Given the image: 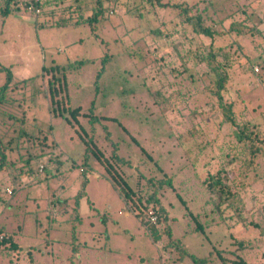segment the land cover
I'll return each instance as SVG.
<instances>
[{"label":"rangeland","instance_id":"1","mask_svg":"<svg viewBox=\"0 0 264 264\" xmlns=\"http://www.w3.org/2000/svg\"><path fill=\"white\" fill-rule=\"evenodd\" d=\"M44 1L40 17L24 11L0 24V67L11 70L17 81L28 80V87L18 88L4 109L19 118L24 114L36 145L45 135L44 143L57 140L60 149L53 148L49 157L59 151L62 160L68 157L60 169L54 160L49 169L60 175L49 180L43 175L46 161L32 164L38 169L33 178L45 179L43 185L29 186L33 180L27 177V187L16 194L5 172L0 174L6 188L0 194V229L16 232L14 240L26 250L33 246L36 264H196L182 260L177 245L208 264L241 259L264 264V0H105L103 15L92 27L76 23L82 3H90L84 18L94 17V0ZM174 4L182 8L174 9ZM0 5L4 7L3 0ZM186 7H193L191 17L201 13L213 37L186 22ZM232 23L247 27L245 34L230 32ZM210 50L228 68L222 94L226 103H234V124L224 120L217 97L208 94L206 66L194 58ZM52 66L67 73L64 105L100 117L93 139L114 163L113 152L130 162L119 164L132 182H139V195L148 194L152 179L171 181L172 186L159 190L171 231L162 243H153L140 222L155 209H145L140 219L132 213L94 159L93 167L84 164L85 147L76 131L52 116L50 79L42 78L43 68ZM5 82L6 70H0V88ZM6 117L0 121L7 119L8 131L18 136V122ZM85 126L91 134L87 120ZM243 130L258 134L254 144L263 149L250 169L251 156L237 138ZM219 174L233 194L221 210L205 182ZM85 175L86 196L75 213L74 197ZM54 189L67 204L62 200L54 206ZM48 203L54 208L52 221L46 219ZM75 244L81 246L79 254L73 251ZM3 249L0 255L10 258L11 252Z\"/></svg>","mask_w":264,"mask_h":264},{"label":"trees","instance_id":"2","mask_svg":"<svg viewBox=\"0 0 264 264\" xmlns=\"http://www.w3.org/2000/svg\"><path fill=\"white\" fill-rule=\"evenodd\" d=\"M77 2H82V0L77 1ZM105 0H94V8H96V11L94 13V17L92 18H84L85 12L89 10V4L90 3H80V7L78 11L80 12V18L78 23L76 25H84L87 24L89 26H94L96 23H99L100 21V16L103 15L104 5ZM4 7L0 8V24L4 22L5 19H7L9 16L16 15V14H22L24 11L30 12V14H33L35 17H40L43 15V11L46 8V1L44 0H39L36 2L35 0H3ZM2 6V5H0ZM33 6L34 9L30 10L29 8ZM166 6V5H162ZM174 9H179L182 8L180 4H174L172 5ZM193 8V7H192ZM191 7H186L183 11L182 14L187 16L186 22L190 25H192L197 33H201L204 36L207 37H213L214 36V31L209 27L206 26L204 21V18L201 16V13L196 14V17H191L190 16V9ZM39 9L40 13H37L36 10ZM64 25H67V21H62L61 22ZM94 28V27H93ZM247 27H245L243 24H235L232 23L230 25L229 31L234 32L237 35H243L245 34V31ZM254 27H250L249 30H253ZM156 34L158 37L161 34V32H157ZM155 35V36H156ZM198 64L205 65L206 66V71L205 74L210 77V85H209V90L208 94H213L217 97L219 106L223 112L224 120L226 122H229L231 124L235 123V118H234V103H226L224 100L223 96V91L226 89V85L229 80V73H228V68L225 63H222L218 59L217 54L213 51L210 50L208 53H196L195 57ZM0 70H6V82L5 84L0 88V117L11 119L12 124L13 122H18V128L16 131L18 132V136L13 135L10 133L8 130L10 126H7L5 122H7V119H2L0 121V172L4 171L7 174L8 180L10 182V185L13 187V190L15 191V194L17 191L23 189L24 187H27L24 183L23 180L24 178H32V182L29 186H38V185H43V181L52 179V178H58L60 174L55 175V172L50 171V167L52 164L55 162H58L57 164L60 166L58 169L63 166L64 161L68 157L66 154V157L62 160L59 154L61 152L59 151L58 154H56L53 157H49V151H51L53 148L55 149H60L59 148V143L57 140L53 137L52 141H45L47 140V135L43 137V141L40 142L38 141V145L34 143L33 138H35L36 134H29V131L26 129L27 128V123L24 118V114L22 117H16L15 115H11L6 113L4 107L9 106L12 104V96L15 93V91L18 88H26L28 87V80L24 81H17L14 79L13 74L11 70L2 68L0 67ZM49 77L48 81V89L47 92L49 94V101H50V107L49 111L51 112L53 117L57 118H62L65 120L68 125H70L73 130L76 131V134L78 138L81 139V142L83 143L85 149H84V164L87 165L89 168L93 167L92 162L90 161L91 158L94 159L96 165H98V169L102 171L106 177H109L113 186L117 189L119 194L123 197L125 204L127 205L128 209L132 212L135 213L136 216L142 214V212L145 209L148 208H153L155 209L157 215H158V223L157 224H152L148 222H143L140 218V222L142 226L146 229V231L149 233L150 237L152 238L153 243L160 244L163 241V236H171V231L169 225H166L167 222V216H166V208L161 204V201L159 199V190L164 187L166 184L167 186H172L171 181H155V180H150L148 183V194L147 195H139V192L141 189L138 188L139 182L135 183L131 181V178L128 177L125 173V169L123 168L124 164L130 165L129 161H125L123 158L118 157L115 152L112 153V159L115 160V163L111 160L108 159L106 155H104V152L102 151L101 147L98 146V144L94 141L93 139V134L92 132L94 131V126L98 121L100 120V117H89L84 110H82L81 107L79 108H71L67 106V104L64 105V99H62V94L66 92V89L68 87V81H67V73L65 71V68H62L60 66H52L50 68H43L42 72V78L44 77ZM90 111H89V113ZM89 117V118H88ZM88 121V123L91 125V134L88 133V130L85 126V121ZM7 127V129L5 128ZM52 128V127H51ZM38 131L39 133L42 131L39 128H34V131ZM48 134V133H47ZM255 139L258 138V134L254 135ZM252 133L246 134L245 131L243 130L240 135L237 136L239 143H241L245 150L246 154H249L251 157L247 163V168L250 169L254 166L255 160L259 154L263 151L262 147L256 146L254 144V138ZM39 138V136L37 137ZM30 140V146L29 144L26 145V141ZM51 140V139H50ZM25 148V150H24ZM27 153L25 155H20V153ZM143 151H145L143 149ZM18 154V155H17ZM64 155V153L62 152ZM18 156V157H17ZM27 156V157H25ZM59 156V157H57ZM150 160H154L151 156H149ZM41 161H46V168L44 172V180L43 178L40 179H34L36 171L35 166L32 164L38 165L39 162ZM22 163H25L23 165ZM119 163H124L119 164ZM27 166V168H26ZM77 166L76 164H73L72 169ZM122 166V167H121ZM71 169V170H72ZM35 170V171H34ZM52 173V174H51ZM85 174V171H83ZM89 173H87L88 175ZM87 175H85V180L83 183V188L81 191L76 195L75 198V206L74 210L75 213L78 211V205H79V200L84 198L86 195L85 193V188H86V183L88 182ZM206 185L208 186L210 192L215 195V204L216 208L218 210H221V207L225 205L227 202L228 197L232 196V192L229 190V186L226 185L222 177L217 175V177H211L210 179H207ZM135 183V184H134ZM5 185L0 182V194H3L6 191V188L4 187ZM51 198H54L55 196V201H54V206H56L55 203L60 204L59 201H65L66 199H61L60 197L56 198V190L52 192ZM57 194V193H56ZM15 197V196H14ZM180 198V197H179ZM181 199V198H180ZM36 200V199H35ZM0 201H2L1 196H0ZM58 201V202H57ZM14 202V201H13ZM11 207L10 205H7ZM66 206V205H65ZM57 207V206H56ZM50 208H53L48 203V215L46 219L49 221H52L51 216L54 215V208L53 211L50 210ZM64 209V208H63ZM61 213L60 209L57 211ZM221 212V211H220ZM38 217V216H37ZM74 217V216H73ZM195 222L197 223V230L201 233H204V227L198 220L196 219V216H193ZM76 218V217H75ZM76 220V219H75ZM79 221V220H78ZM76 223V221H75ZM74 223V224H75ZM35 224L39 227H42V222L39 220H35ZM164 225L163 229L161 228V225ZM38 228V227H37ZM75 229H78L76 224H75ZM162 230V231H161ZM21 231V227L17 230V232ZM7 228L6 226H2L0 229V234L1 233H6ZM76 232V231H75ZM78 232V231H77ZM16 233V232H15ZM75 234V233H74ZM77 234V233H76ZM75 234V236H76ZM74 242H76V237L73 239ZM10 245V249L13 250H18L20 252V248L18 244L14 243L11 239H0V248L2 245L8 244ZM180 243V242H179ZM169 246H175L171 243H169ZM81 246H78L75 244V248H73L74 252H78L80 250ZM177 250L180 252V258L182 260L184 259H190L196 264H208L205 259L199 258L194 254H191L187 248L182 247L180 245L176 246ZM75 254V253H74ZM29 257H32L31 252H29ZM32 260V259H31ZM234 264H248L246 261L243 259L239 260V262H236Z\"/></svg>","mask_w":264,"mask_h":264},{"label":"crops","instance_id":"3","mask_svg":"<svg viewBox=\"0 0 264 264\" xmlns=\"http://www.w3.org/2000/svg\"><path fill=\"white\" fill-rule=\"evenodd\" d=\"M4 171L0 172L3 173ZM6 174V172H5ZM7 176V174H6ZM14 201V199H13ZM12 201V202H13ZM14 203V202H13ZM19 233V232H18ZM21 233V232H20ZM14 234L15 233H10V232H6V233H1L0 234V239H11L14 243L18 244L19 248H20V252H18V250H13L10 249V245L9 243L5 245L6 249H3L4 251L9 250L10 252V258L8 256V254L2 253V255H0V264H36L38 261V256H35V254H33V251H31V249H33L34 247H30V251L26 250V248H23L19 245V243H17L14 240ZM1 249V248H0ZM29 252H31L32 257H29ZM7 253V252H6ZM32 259V260H31Z\"/></svg>","mask_w":264,"mask_h":264},{"label":"built area","instance_id":"4","mask_svg":"<svg viewBox=\"0 0 264 264\" xmlns=\"http://www.w3.org/2000/svg\"><path fill=\"white\" fill-rule=\"evenodd\" d=\"M35 1L38 2L39 0H35ZM29 9L33 10L34 7L31 6ZM36 12L40 13V10L37 9ZM145 215H146V222L152 223V224H157L158 223L159 218H158V215L155 213V211L149 210L148 212H145Z\"/></svg>","mask_w":264,"mask_h":264}]
</instances>
